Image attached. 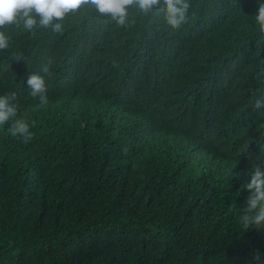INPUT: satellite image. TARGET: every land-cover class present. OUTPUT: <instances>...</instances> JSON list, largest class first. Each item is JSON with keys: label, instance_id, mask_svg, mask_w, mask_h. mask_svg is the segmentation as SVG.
<instances>
[{"label": "trees", "instance_id": "obj_1", "mask_svg": "<svg viewBox=\"0 0 264 264\" xmlns=\"http://www.w3.org/2000/svg\"><path fill=\"white\" fill-rule=\"evenodd\" d=\"M257 10L191 0L179 30L136 10L127 28L81 11L62 33L6 29L0 95L35 126L24 144L0 125V264H256L264 229L239 217L264 166ZM50 58L40 108L27 76Z\"/></svg>", "mask_w": 264, "mask_h": 264}, {"label": "clouds", "instance_id": "obj_2", "mask_svg": "<svg viewBox=\"0 0 264 264\" xmlns=\"http://www.w3.org/2000/svg\"><path fill=\"white\" fill-rule=\"evenodd\" d=\"M258 10L252 16L258 31L264 34V0H257ZM191 0H0V51L10 48L12 36L6 29L16 27L35 33L37 28L51 29L55 33L64 31V21L81 11H91L100 17L115 22L118 27H131L130 12L148 16L155 12L162 15L164 21L173 29L179 30L189 21ZM16 60L23 56L14 54ZM53 59H48L40 66L39 71H31L27 76L29 95L39 101L38 107L49 104L48 83L46 78H52L51 66ZM113 65L116 62L113 61ZM256 75L264 80V67H260ZM254 109H264V94L255 99ZM20 103L16 91L0 95V125L10 122L8 131L14 138H20L24 144L34 139L31 130L35 121L29 122L26 117L19 116ZM264 139V131L261 133ZM264 151V144L261 145ZM128 148L122 151L127 154ZM250 195L247 197L243 214L239 223L246 231L250 227L264 229V166L256 164L250 183L246 184ZM256 264H264V253L256 251L253 255Z\"/></svg>", "mask_w": 264, "mask_h": 264}]
</instances>
